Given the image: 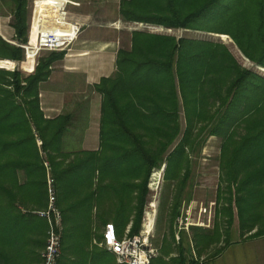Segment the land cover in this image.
<instances>
[{"label": "trees", "instance_id": "obj_1", "mask_svg": "<svg viewBox=\"0 0 264 264\" xmlns=\"http://www.w3.org/2000/svg\"><path fill=\"white\" fill-rule=\"evenodd\" d=\"M6 1L13 6V42L23 45L29 0ZM140 6L154 14L139 16ZM119 15L124 22L227 36L264 69V0H122ZM64 56L37 58L29 75L0 69V240L20 243L34 233L45 240L47 221L38 214L48 207V180L61 238L70 215L93 208L113 222L119 238L129 225L128 236H135L149 180L163 166L172 187L166 219L173 238L190 155L210 137L220 140L216 217L229 225L235 210L247 238L264 237V77L243 68L221 43L133 31L130 49L118 51L115 75L93 88L101 95L99 149L65 152L74 121L66 114L45 118L39 101V85ZM24 60L21 48L0 37V61ZM216 232L193 236L198 255L219 243ZM159 251L172 253L166 245ZM183 258L180 246L178 264Z\"/></svg>", "mask_w": 264, "mask_h": 264}, {"label": "crops", "instance_id": "obj_2", "mask_svg": "<svg viewBox=\"0 0 264 264\" xmlns=\"http://www.w3.org/2000/svg\"><path fill=\"white\" fill-rule=\"evenodd\" d=\"M121 1L112 0L115 11L107 20V25L99 24L100 18L94 14H74L75 21L83 25L81 33L69 50L65 51L64 58L52 66L49 79L39 85L40 109L44 117L54 119L69 115L76 128L70 131L69 136L78 135V151L99 149L101 95L93 88L102 78L115 75L118 51L129 50L131 46L133 31L127 27L135 23L121 19ZM112 24L121 25L122 28H113ZM11 30L13 31L12 27ZM3 33L9 34L6 31ZM124 45L127 48L124 49ZM178 222L179 219H176L173 223L172 238L168 235L167 228L161 234L158 233L160 221L157 227L156 217L154 236L158 255L152 260V264L161 257L166 263L178 264L180 246L184 251V264H197L191 256L192 252L197 258L205 257L204 264H264V237L249 240L244 236L226 243L221 239L222 242L220 240L198 255L193 236L206 233L209 227H190L187 231L182 229L180 240H177L175 236ZM109 223L113 224L110 219L97 215L95 208L92 211L85 210L81 215H70L63 226L58 264H118L115 256L101 246L104 226ZM129 227L130 225L127 229ZM46 237L47 231L45 240L35 233L20 243L0 240V264H41L40 255L45 247ZM163 245L170 246L172 253L167 256L161 254L159 250ZM190 246L193 247L192 252L189 251Z\"/></svg>", "mask_w": 264, "mask_h": 264}, {"label": "rangeland", "instance_id": "obj_3", "mask_svg": "<svg viewBox=\"0 0 264 264\" xmlns=\"http://www.w3.org/2000/svg\"><path fill=\"white\" fill-rule=\"evenodd\" d=\"M32 1L33 0H29L27 2V8H26L27 14H28V19H27L28 28H29V22H30V17H31ZM68 1L76 4L75 5L76 7L74 6L68 7L69 15L72 20H76L74 18V14L78 16L81 13H88L91 15L94 14L98 18H100L99 24L107 25L109 24L107 20L110 18V16H113V12L115 11V7L111 4L112 0H68ZM135 13L138 14L139 16H146V15L150 16L151 14H154V11L152 8L147 9V7L140 6L135 11ZM12 15H13L12 4L6 0H0V25H1L0 37L5 42L6 41L13 42V38H12L13 31L11 30V24L13 22ZM148 25L150 26V24ZM112 26L113 28L115 27V25L113 24ZM119 26L120 28H122L121 25ZM144 26H146V24L135 23V24H131L127 28L128 29L130 28V30L132 31H145L151 34H161V35L173 36L177 39L183 38L187 40H205V41L221 43L227 47V49L234 56L236 61L243 68H246L264 77V71H260L258 69V68L260 69H263V68L250 63L245 57H243L242 54L238 51V49L236 48V46L233 44L231 40H230L231 44H229L228 42H225L219 39L217 35H213V34L211 35V34H206V33H202L199 31L183 30V29L172 30V29L165 28L166 30L164 29L163 32L157 33V31L147 30L149 28L144 27ZM82 28H83V25H81V30ZM81 30H80V33H81ZM3 31L8 32L9 34L7 33L5 34L3 33ZM123 47L125 49L127 48V45H124ZM45 54L47 53H41L39 54L37 58L42 57ZM37 58L35 59L34 67L37 64L36 62ZM25 61H26V58L24 62ZM22 63L16 64L17 67L15 69L19 68V70L24 75L31 74L23 70ZM4 70H7V69H4ZM7 71H12V70H7ZM180 123H181V130L183 132L185 124H184V118H183L182 113H180ZM78 148H79V139H78L77 134H73L71 135V137H68L63 144V150L65 152H75V151H78ZM219 148H220V140L216 137H210L204 142V144L201 146V149L199 151L190 155V160L192 163L191 175L186 184V188L184 190L183 202L181 203V206L179 209V215L177 219L181 221V228H183V224L185 222L184 219L186 218V216L190 215L191 223H194L196 225L203 224L206 226V228L208 226L209 229L207 232H216L215 230H217V232H219V235H220V240L222 239L223 243H226V242H229L230 240L231 241L234 240L235 238L241 239L244 236L247 237L249 234L245 232L242 233L239 230V223H238V218H237L235 210H234L232 223L229 225L221 217H218V218L216 217V212L222 205V203L220 204L217 203V199H216L218 178H219V171H218ZM171 190H172V187L169 185V183H167L164 180L163 172L161 174V179H160L158 189L156 190L152 188L149 189L150 196H149V203L147 206H149V204L156 203L157 227L160 221L159 227L157 229L159 232L158 231L157 232L160 234L167 228L166 218L170 210ZM187 211H189V213H187ZM178 226H177V230H178ZM181 231L182 229H180L179 232L177 231V234L175 236L176 239L180 240ZM154 233H155V228H154L153 236L151 238V244L156 249L157 245L155 243L156 238L154 236ZM251 239L252 238H250L249 240ZM192 249L193 247L190 246L189 251L192 252ZM191 256L193 258V252ZM155 264H169V263L164 262V259L161 257L155 260Z\"/></svg>", "mask_w": 264, "mask_h": 264}, {"label": "built area", "instance_id": "obj_4", "mask_svg": "<svg viewBox=\"0 0 264 264\" xmlns=\"http://www.w3.org/2000/svg\"><path fill=\"white\" fill-rule=\"evenodd\" d=\"M44 0H33L31 17L28 28V38L25 44H17L15 42H7L15 45L24 51L25 58L31 55L34 59L41 53L65 52L76 42L81 24L72 20L69 15L68 7L74 6V3L68 0H59V9H51L47 14H43L35 21V10L38 4ZM59 14V20L55 19ZM51 17V18H48ZM55 17V18H54ZM35 24V28H34ZM149 31L163 32L165 28L155 25H148ZM166 30V29H165ZM35 32L36 41L31 45V34ZM152 31V32H153ZM14 70V69H13ZM149 189L150 180L148 184ZM159 187V186H158ZM156 190V189H155ZM149 203V202H148ZM155 204V205H154ZM148 205V204H147ZM146 205V206H147ZM156 203L149 204L145 207L141 222V229L135 236H128V229L124 232V236L119 238L116 229L112 223L104 226L102 234L101 246L112 253L118 264H152V260L158 255L157 249L151 244L155 223H156ZM189 213V211H187ZM47 221V237L45 247L40 255L41 264H58L61 256V234H62V216L56 207V196L52 188L51 181L48 180V207L46 212L38 214ZM151 215V216H149ZM183 228L181 221L178 222V231L180 229H188L190 227H205L203 224L191 223L190 215L184 219ZM178 240V239H177ZM193 252V260L197 264H204L205 257L197 258Z\"/></svg>", "mask_w": 264, "mask_h": 264}, {"label": "bare ground", "instance_id": "obj_5", "mask_svg": "<svg viewBox=\"0 0 264 264\" xmlns=\"http://www.w3.org/2000/svg\"><path fill=\"white\" fill-rule=\"evenodd\" d=\"M61 1L59 0H44L42 3L38 4L35 10V16L34 19L35 21H37V19L43 14V12H45V14H47L52 8L53 9H59V4ZM57 17L55 19L59 20V14L56 15ZM51 18V17H48ZM116 28H120V26L118 24H115ZM34 28H35V24H34ZM219 39H221L222 41L228 42L229 44H231L230 39H228L227 36H223L220 35L218 36ZM36 41V35L35 32L32 31L31 34V40L30 43L31 45H34ZM17 67L16 63L14 62H9V61H0V68H4L7 70H13ZM22 68L24 71H26L27 73H32L34 70V59L31 55H29L26 59L25 62L22 63ZM260 71H264L263 69L258 68ZM163 170H157L154 171L151 175L150 178V186L152 189H158L159 183H160V179H161V174H162ZM155 205V204H154ZM156 207V206H155ZM151 216V215H149Z\"/></svg>", "mask_w": 264, "mask_h": 264}, {"label": "water", "instance_id": "obj_6", "mask_svg": "<svg viewBox=\"0 0 264 264\" xmlns=\"http://www.w3.org/2000/svg\"><path fill=\"white\" fill-rule=\"evenodd\" d=\"M0 69H4V68H0ZM12 71H13V70H12ZM164 167H165V166H163V169H164ZM163 169H162V170H163Z\"/></svg>", "mask_w": 264, "mask_h": 264}]
</instances>
